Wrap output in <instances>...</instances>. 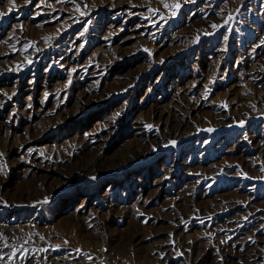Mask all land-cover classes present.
<instances>
[{
  "label": "rangeland",
  "instance_id": "1",
  "mask_svg": "<svg viewBox=\"0 0 264 264\" xmlns=\"http://www.w3.org/2000/svg\"><path fill=\"white\" fill-rule=\"evenodd\" d=\"M0 14V264H264V0Z\"/></svg>",
  "mask_w": 264,
  "mask_h": 264
},
{
  "label": "snow or ice",
  "instance_id": "2",
  "mask_svg": "<svg viewBox=\"0 0 264 264\" xmlns=\"http://www.w3.org/2000/svg\"><path fill=\"white\" fill-rule=\"evenodd\" d=\"M180 6H181L180 4H176V5H175V8L179 9ZM0 15H2V14H0ZM213 27H215V25H213ZM173 143H175V142H173Z\"/></svg>",
  "mask_w": 264,
  "mask_h": 264
}]
</instances>
